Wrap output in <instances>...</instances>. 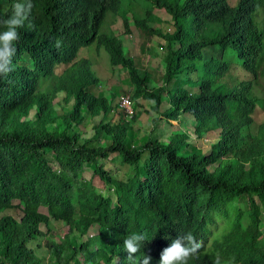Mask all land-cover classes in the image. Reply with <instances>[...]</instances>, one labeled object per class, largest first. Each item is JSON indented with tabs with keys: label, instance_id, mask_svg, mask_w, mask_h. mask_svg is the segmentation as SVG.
Here are the masks:
<instances>
[{
	"label": "trees",
	"instance_id": "1",
	"mask_svg": "<svg viewBox=\"0 0 264 264\" xmlns=\"http://www.w3.org/2000/svg\"><path fill=\"white\" fill-rule=\"evenodd\" d=\"M88 1L105 12L89 17L83 7ZM147 1L177 19L175 37L167 36L166 59L167 82L177 92L169 91L173 107L165 114L175 120L195 116L197 139L220 131L218 143L204 155L188 135L166 144L158 135L137 137L130 125L110 120L118 105L94 90L100 80L91 77L90 62L76 63L81 49L105 46L112 67L127 71L134 99L154 95L153 74L126 58L121 41L97 37L107 11L120 13V2L32 0L34 27L18 29L11 71L0 78V264H45L39 241L51 232V219L67 223L69 233L60 243L47 242V264H130L123 241L132 233L146 238L135 264L143 252L149 264H160L162 250L185 232L204 242L189 264H213L216 252L234 256L237 264H264V124L261 134L253 133V84L264 66L254 14L264 0H240L236 8L230 0ZM17 2L23 0H0V18L10 16ZM123 18L128 27L130 19ZM135 25L148 38L161 33L146 19L135 18ZM210 48L217 55L206 58ZM230 49L254 80L231 82L237 69L227 61ZM58 93L70 104L60 115ZM87 116L101 118L91 137L80 132ZM144 152L148 159L140 164ZM118 160L132 169L126 180L108 166ZM85 170L91 172L88 180ZM242 202L250 208L243 211ZM17 207L20 220L1 216ZM91 229L98 234L88 237Z\"/></svg>",
	"mask_w": 264,
	"mask_h": 264
},
{
	"label": "rangeland",
	"instance_id": "2",
	"mask_svg": "<svg viewBox=\"0 0 264 264\" xmlns=\"http://www.w3.org/2000/svg\"><path fill=\"white\" fill-rule=\"evenodd\" d=\"M121 8L120 15L122 17L131 18L135 16V12H137L140 16H143L144 10L148 11L154 7L152 1L147 0H120ZM240 0H230L229 4L231 7L236 8L239 5ZM114 15V13L109 12L107 19L105 21L103 27V33L115 34L122 41L124 45V51L126 56L133 57V60H139L143 68L150 73L153 74V88H158L165 84V59L168 56V41L165 37L161 35H157L153 42H149L145 48H143V44L145 41V37L143 33L136 27L134 23H131L129 29L130 33H127L122 18H118ZM155 22H153L155 28L161 30L165 35L168 33L173 34L176 31L175 23L172 19V16L166 12L165 10L156 9L155 10ZM254 19L256 25L260 32L264 34V6L258 7L256 13L254 14ZM191 32V29L188 30ZM162 39H161V38ZM164 39V40H163ZM163 46V49L162 47ZM177 46V45H176ZM211 49V48H210ZM216 56L217 53L211 49V52L206 51V57ZM262 58H264V47L261 53ZM89 61L92 67V72L95 73L96 77L99 78L102 83V87L94 88V90L98 91L100 95H103L112 101V105H118L121 102L122 97H132L134 94L133 86L130 84L129 76L127 72L123 71L121 67L113 69L111 64V55L108 52V49L105 46L99 47L96 43L81 49L80 54L77 58V62ZM228 63L231 65V68L237 69L231 72V82L233 84H241L243 82H247L251 80V76H248L241 69L242 63L237 59V54L230 49V53L227 58ZM196 78V77H195ZM221 83H225L222 81ZM260 86L256 85L254 88L259 90L264 94V70L262 71L260 80ZM48 84V83H46ZM117 88L119 90V97H114L111 90ZM170 90L173 92H177V89L174 86L170 87ZM255 98L257 99V112L255 117L257 121L253 127V133L257 136L258 128L261 124H264V109L259 107H264V96H257L253 93ZM111 97H114L113 99ZM65 95L62 93H58L57 97L54 101V104L57 105V114H64L69 109L70 104H67L64 101ZM135 111L138 112L137 121L134 124L135 134L137 137H141L145 135H153L159 137V139L166 143L170 144L172 140H181L184 139L183 135H188V142L195 147L198 151H201L202 154H209L213 145L217 144L219 141L220 131L211 132L206 137H204L203 141H198L196 139V135L194 130L183 129L184 126L171 125L168 120L161 121L159 120V115L156 111L153 110V106L155 105V101L148 100L144 102H135ZM121 116H124L119 109H114L113 113L110 116V120L113 123H117ZM166 117V115H165ZM30 118H34L32 114ZM184 120V124L187 122H192V118L188 115H184L182 119ZM100 117L92 118L91 116H87L83 125L81 127V133H83L84 137H91L95 134L94 127L100 122ZM193 123V122H192ZM52 128V127H47ZM183 129V130H182ZM191 132V133H188ZM143 143H138L137 146H142ZM111 161L115 159V156H111L109 158ZM148 159V152H144L140 164L146 163ZM109 167H113L115 169L114 175L119 180H126L132 173V169L122 163L120 160L117 162H110L108 164ZM216 167H211L210 170L213 171ZM84 177L86 180L91 178V172L89 170H85ZM108 189H104L102 193L105 196H108ZM113 192H110V195ZM16 205L18 202L15 203ZM243 211L250 208L248 203L242 202ZM42 213L47 214V209L42 208ZM246 214L245 212H243ZM13 216L15 219L20 220L23 216L22 211L17 207L15 209L9 210L2 214ZM261 227L264 232V211L261 213ZM95 228V227H94ZM41 231L46 233L47 230L44 227H41ZM69 233L68 224L62 221H56L51 219V232L47 234V237H40V249L39 252L43 258L46 259L45 264H47V259L49 257L47 242L52 238L55 242L60 243L62 239ZM98 232L95 229H91L89 231L88 237H93L97 235Z\"/></svg>",
	"mask_w": 264,
	"mask_h": 264
},
{
	"label": "clouds",
	"instance_id": "3",
	"mask_svg": "<svg viewBox=\"0 0 264 264\" xmlns=\"http://www.w3.org/2000/svg\"><path fill=\"white\" fill-rule=\"evenodd\" d=\"M257 1H259V0H257ZM32 9H33L32 0H23V2H17L13 5L12 14L10 16H8L6 18H0V27H2L4 29L3 31H0V78L7 77L8 73L11 71L10 65L12 63V58L16 54V50H17L16 49V43L20 39V34L18 32V29L25 27L26 23H28L29 27H34V25H32L29 21V17L31 15ZM156 9H160V8L153 7L152 9H149V10H152L153 18L148 17V11L149 10L148 11L144 10L143 16H140L137 12H135V16L129 18L130 20H129V26L128 27H126L124 18L122 16L120 17L123 20V25H124V28H125L127 33H130L129 27H130L131 23L135 24V18L146 19L148 21V26L150 28L158 30L159 32H161L159 34H153L152 37L148 38L145 31L141 30L140 28H138L136 26L143 33V35L145 37L143 48H145L149 42H153L157 35H161V36L165 37L166 40H167V36H171V39H173L175 37L176 31L173 34L168 33L167 35H165L161 30H159L158 28H155L153 22H155V20H157L155 18V10ZM160 10H165L166 12H168L172 16V19L175 23V27L177 30V19L175 18V16L171 12H169L168 9L164 8V9H160ZM105 21H106V19H105ZM105 21L103 23V27H104ZM260 34L262 35V47L261 48L263 51L264 34L263 33H260ZM113 39L121 41L119 39V37H117L115 34H113ZM121 43H122V41H121ZM168 44H169V41H168ZM174 44H175L174 48L179 47L178 42H174ZM122 45H123V43H122ZM160 47H162V49H163V46H161V44H160ZM123 48H124V45H123ZM124 53H125V51H124ZM125 56H126V54H125ZM126 58L133 60V57L126 56ZM206 58H208V57H206ZM166 59H165V68H166ZM134 61L139 65L140 68L144 69L139 60H134ZM76 63H78L77 60H76ZM79 63H81V62H79ZM116 68H118V67H116ZM91 69H92V67H91ZM113 69H115V68H113ZM263 70H264V66H262V68L260 70V75H259L258 81L256 83L254 82L253 86H255V84L260 86L259 80H260V77H261ZM123 71L127 72L124 69H123ZM145 71H147V70H145ZM147 72L149 73V71H147ZM90 74H91V77L93 79H99L96 77L95 73L92 72V70H91ZM166 76H167V68H166V74H165V80L166 81H165L164 85H162L158 88H153L152 84H150V89H152V91L154 93L153 97L150 99L135 100L134 94L131 98L130 97H122L121 102L118 103V109L120 112H122L124 114V116H121V118L119 119V122H120V120H122V122H125L126 124L130 125L132 129H134V124L137 121V119L139 118V117H137L138 112L135 111L134 101L135 102H139V101L144 102V101H148V100H153V101H155V105L152 108L154 111H156L158 113L159 120L165 121V118H166V120H168V122L171 125H174V124L178 125V126L183 125L184 126L183 129L187 128L190 130H194V132H195V126H196L195 116H192L191 114L187 113V114L181 115V117L178 120H175V119H170L165 114L168 109L173 107V104L170 101H168V97H169V91H171L170 87L174 86V84H170L167 82L168 78ZM251 80H254L253 77ZM129 81H130V78H129ZM102 83L103 82H99L98 84L94 85V88L102 87ZM161 88H165V91L161 94V98H160V97L156 96V92H158ZM253 91L258 96H264V94L262 92H260L259 90H256L255 88H253ZM111 92H112L114 97H119V94H118L119 90L117 88L112 89ZM191 93H193V90H191ZM195 93H197V91ZM103 97L110 101L109 98H107L105 96H103ZM114 97H111V98L113 99ZM259 108L264 109V107H259ZM257 110L258 109H256V112H257ZM256 112H255V114H256ZM165 115H166V117H165ZM184 115L190 116L192 118L193 123L187 122L186 124H184L183 121L187 120L186 118L182 119V117ZM180 123H181V125H180ZM188 133H191V132H188ZM258 133L261 134L260 129H258ZM217 135L219 136L220 134H217ZM196 139H197V136H196ZM198 141H200V140H198ZM215 232L210 236L208 244L210 243ZM145 239L146 238L142 233H132V234L128 235L126 239H124L123 246H124V249L127 253V258L129 260L130 264H135L136 255H137V253L141 252V245L144 244ZM208 244L205 246V248H207ZM203 247H204V242L202 240L198 239L191 232H185L184 234L178 235L176 239L172 240L171 244L168 247H166L162 250V252L160 254V264H189L190 260L200 256V253L202 252ZM150 260H151V257L143 252V257L140 260V264H149ZM213 264H237V261H236V258L234 256L225 258L221 255L220 252H216L214 260H213Z\"/></svg>",
	"mask_w": 264,
	"mask_h": 264
},
{
	"label": "water",
	"instance_id": "4",
	"mask_svg": "<svg viewBox=\"0 0 264 264\" xmlns=\"http://www.w3.org/2000/svg\"><path fill=\"white\" fill-rule=\"evenodd\" d=\"M99 1L108 2V3L111 2V0H99ZM117 1L118 3L119 2L121 3L120 0H117ZM83 7L89 17H92L93 15H100L105 12V7L104 6L96 7V4L94 1H88ZM109 12L114 13V15L118 18L121 17L120 13H116L114 11L108 10L106 13L105 19H107ZM102 31H103V27L101 28L100 32H98V35H97L98 38H103L105 40H111L113 38V34L103 33Z\"/></svg>",
	"mask_w": 264,
	"mask_h": 264
}]
</instances>
